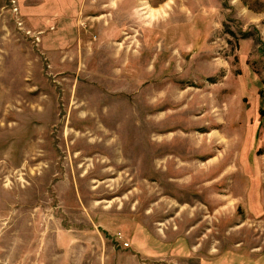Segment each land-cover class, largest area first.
<instances>
[{"label": "rangeland", "instance_id": "rangeland-1", "mask_svg": "<svg viewBox=\"0 0 264 264\" xmlns=\"http://www.w3.org/2000/svg\"><path fill=\"white\" fill-rule=\"evenodd\" d=\"M31 1L0 0V264H264V0Z\"/></svg>", "mask_w": 264, "mask_h": 264}, {"label": "crops", "instance_id": "crops-1", "mask_svg": "<svg viewBox=\"0 0 264 264\" xmlns=\"http://www.w3.org/2000/svg\"><path fill=\"white\" fill-rule=\"evenodd\" d=\"M31 1V0H30ZM32 1H36V0H32ZM31 1V2H32ZM68 5V4H67ZM69 7V6H68ZM32 8V5H30V6H28V9H27V13L29 14V15H34V16H38L37 18H38V20H40V22L42 23V24H45V22L46 21H44L43 19L46 17V16H44L43 14H42V11H40L39 9H33V10H31L30 11V9ZM45 9L47 8V7H44ZM41 12V13H40ZM39 18H41V19H39Z\"/></svg>", "mask_w": 264, "mask_h": 264}, {"label": "bare ground", "instance_id": "bare-ground-1", "mask_svg": "<svg viewBox=\"0 0 264 264\" xmlns=\"http://www.w3.org/2000/svg\"><path fill=\"white\" fill-rule=\"evenodd\" d=\"M144 3H147V2H144Z\"/></svg>", "mask_w": 264, "mask_h": 264}]
</instances>
